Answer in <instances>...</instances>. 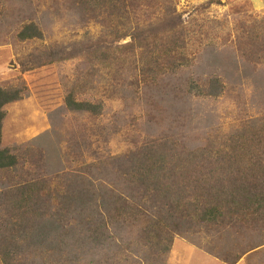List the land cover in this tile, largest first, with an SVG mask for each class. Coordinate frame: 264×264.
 Masks as SVG:
<instances>
[{"label":"rangeland","instance_id":"1","mask_svg":"<svg viewBox=\"0 0 264 264\" xmlns=\"http://www.w3.org/2000/svg\"><path fill=\"white\" fill-rule=\"evenodd\" d=\"M88 1L0 0V88L23 96L4 107L2 148L17 164L0 171V264L13 252L21 264H264V203L230 223L184 230L162 258L137 242L140 227L113 229L115 242L76 263L60 256L55 229L60 218L74 227V200L121 194L118 160L158 143L196 151L264 127V0H125L114 12L109 0ZM32 23L42 38L22 40ZM136 29L149 49L129 61H94L96 52L44 63L46 51L111 45L115 30L125 46ZM151 56L153 71L142 72ZM72 88L76 101L102 104L100 114L72 111Z\"/></svg>","mask_w":264,"mask_h":264},{"label":"trees","instance_id":"2","mask_svg":"<svg viewBox=\"0 0 264 264\" xmlns=\"http://www.w3.org/2000/svg\"><path fill=\"white\" fill-rule=\"evenodd\" d=\"M109 1L112 2L110 10L114 12L125 0ZM88 2L79 0L82 5ZM103 8H107L105 0ZM111 33L117 37L111 45L98 48L89 42L76 45L70 52L66 49L46 51L44 63L77 59L81 54L88 57L90 53L96 52L100 54L94 61H101L104 53L107 63H112L110 60H118L121 56L129 61V54L134 53L135 49L148 52L149 38L144 37L145 31L136 29L129 35L125 34L123 38L131 37V42L125 46L117 45L122 39L119 38L118 30ZM19 37L24 41L42 38V32L32 23L22 28ZM153 46L156 48L158 44ZM154 48L149 50L152 55H155L152 53ZM170 55L168 56L171 58ZM141 57L143 60L144 56ZM154 60L151 56V60L142 65V72H152ZM169 63L165 62L162 66L159 64L160 70L165 71ZM74 93L72 88V93L67 98V106L72 111H85L92 116L100 114L102 104L78 102ZM208 93L212 96L211 90ZM22 98L20 89L0 88V171L13 169L17 164L15 156L8 149L2 148L3 121L6 117L4 107ZM247 135L236 132V135L229 136L221 144L214 141L196 151H188L172 143L152 144L118 160L119 175H122L123 180L121 194H116L117 190H108L106 197H100L101 200L95 194L91 199L74 200V227L67 230L65 220L60 218L55 229L62 234V238L57 241L60 256H67L72 260L74 258L76 263L78 259L92 255L90 247L97 249L115 242L117 237L112 232L113 229L121 231L126 227H140L137 242L144 243L151 250L152 256L158 259L170 251L174 236L183 234L184 230L187 232L197 226L230 223L236 215L241 216L252 208L257 213L261 212L264 203V152L254 155L252 147L264 146V127L252 136ZM23 201H16L15 207H22ZM27 201L28 204L41 202L30 199ZM62 217L67 218L68 215ZM46 230L45 228L44 232L47 235H42L43 241L50 236ZM67 240H71L73 244H66ZM65 246H71V252ZM8 256L12 257L6 260V264H13V261L21 258L15 252ZM18 264H21V260Z\"/></svg>","mask_w":264,"mask_h":264},{"label":"crops","instance_id":"3","mask_svg":"<svg viewBox=\"0 0 264 264\" xmlns=\"http://www.w3.org/2000/svg\"><path fill=\"white\" fill-rule=\"evenodd\" d=\"M215 262V261H214ZM204 264V263H203Z\"/></svg>","mask_w":264,"mask_h":264}]
</instances>
